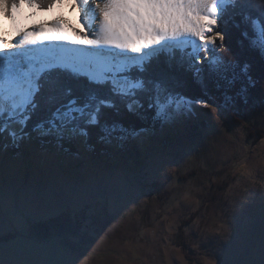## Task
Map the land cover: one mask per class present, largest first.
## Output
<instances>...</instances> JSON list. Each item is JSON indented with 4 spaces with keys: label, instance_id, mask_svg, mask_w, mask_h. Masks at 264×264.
I'll list each match as a JSON object with an SVG mask.
<instances>
[{
    "label": "snow or ice",
    "instance_id": "6c2138e0",
    "mask_svg": "<svg viewBox=\"0 0 264 264\" xmlns=\"http://www.w3.org/2000/svg\"><path fill=\"white\" fill-rule=\"evenodd\" d=\"M65 9L75 12V24ZM0 20L7 22L0 25V153L34 138L65 151V145L92 147L93 137L116 147L143 143L157 128L204 115L202 109L229 110L237 98L247 104L256 84L251 65L220 54L229 26L264 59V0H0ZM188 78L199 95L185 90ZM209 85L220 93L219 102ZM178 167L156 168L151 182L169 181L160 190L167 202L158 199L160 191L138 192L126 201L128 222L135 219L143 238L155 236L165 221L168 240L181 217L191 220L183 227L186 233L200 230L193 246H203L201 264H217L208 249L231 238L229 217L235 218L240 198L252 195L251 185L264 178L242 154L229 167L226 187L212 189L216 178L208 184V192L219 195L213 199L206 192L205 201L190 184L173 187ZM149 200L155 201L151 227L143 214ZM185 208L191 209L188 215ZM7 239L0 231V247ZM121 243L131 241H112L114 248Z\"/></svg>",
    "mask_w": 264,
    "mask_h": 264
},
{
    "label": "rangeland",
    "instance_id": "374dc122",
    "mask_svg": "<svg viewBox=\"0 0 264 264\" xmlns=\"http://www.w3.org/2000/svg\"><path fill=\"white\" fill-rule=\"evenodd\" d=\"M238 109H202L204 115L158 129L143 143L106 145L111 155L99 160L91 147L74 144L73 151H65L37 138L22 143L19 152L0 153V231L8 236L0 258L5 264H81L84 256L89 259L83 264H182V256L187 264H201L203 246H193L200 230L186 233L183 227L191 220L181 217L179 230L168 240L165 221L155 236L139 238L140 229L135 219L128 222L130 206L125 205L138 192L160 191L169 183L151 182L162 165L179 164L174 173L179 183L173 187L190 184L205 201L208 184L216 178L212 189L226 187L229 167L242 154L264 178V103ZM250 190L252 195L240 198L235 218L229 217L231 238L222 237L208 249L217 264H264V179ZM208 195L215 199L219 193ZM158 199L167 202V192L160 191ZM154 207L155 201L149 200L143 213L149 227L155 223ZM190 212L185 208V215ZM114 239L131 244L114 248Z\"/></svg>",
    "mask_w": 264,
    "mask_h": 264
},
{
    "label": "trees",
    "instance_id": "16d2710c",
    "mask_svg": "<svg viewBox=\"0 0 264 264\" xmlns=\"http://www.w3.org/2000/svg\"><path fill=\"white\" fill-rule=\"evenodd\" d=\"M227 31L228 35L225 40L226 49L221 50L220 54L226 60H238L240 63H249L251 65L249 74L252 76L253 80L256 81L255 87L250 88L248 91L247 104L239 98L236 99L234 107L236 109L239 108L237 111L241 112L252 109L260 103H264V59L260 58L255 52L249 50L246 43H241L240 30L229 26ZM69 83H71V81H69ZM239 87L240 84L237 83L235 89H238ZM235 89H233V91H235ZM185 90L188 94H200L199 86L193 84L190 78H188ZM209 91L212 94L213 99L218 102L220 100V93L217 92L215 87L212 85H209ZM158 129L159 128L156 130ZM89 143L92 145L91 149L94 151V155L97 157V160L111 155L108 147L103 143L96 142L95 137H93ZM64 147L72 149L71 151L74 149L73 145H65ZM16 150L19 152L20 149L16 148Z\"/></svg>",
    "mask_w": 264,
    "mask_h": 264
},
{
    "label": "bare ground",
    "instance_id": "6f19581e",
    "mask_svg": "<svg viewBox=\"0 0 264 264\" xmlns=\"http://www.w3.org/2000/svg\"><path fill=\"white\" fill-rule=\"evenodd\" d=\"M67 10V9H66ZM65 15L66 16H68V18L74 23V21H73V19L75 18V20H76V15H75V12L73 11L70 15H69V13H68V11H65ZM0 25H3L4 27H6L7 26V22L6 21H2V20H0ZM54 147V146H53ZM57 148V147H56ZM55 147H54V149H56Z\"/></svg>",
    "mask_w": 264,
    "mask_h": 264
}]
</instances>
